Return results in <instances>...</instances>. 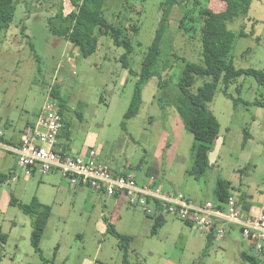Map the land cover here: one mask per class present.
I'll return each mask as SVG.
<instances>
[{
	"label": "rangeland",
	"instance_id": "obj_1",
	"mask_svg": "<svg viewBox=\"0 0 264 264\" xmlns=\"http://www.w3.org/2000/svg\"><path fill=\"white\" fill-rule=\"evenodd\" d=\"M165 1L105 2L104 17L110 24L138 28L132 41L130 69H126L122 61L126 50L115 46L110 37L96 32L98 50L83 58L69 42L50 32L48 20L60 3L66 13L73 10L68 0H16L14 21L9 31L0 36V129L21 137L26 126L37 122L48 101L57 103L51 97L56 87L67 102L65 120L71 146L74 143L78 148H90L88 142L96 136L99 143L94 145L95 151L100 153L104 148L102 157L111 161L112 169L117 163L130 161L135 173L142 177L152 173L195 204L215 202L216 183L222 179L232 183L238 198L247 197L251 207L261 209L264 107L255 103L264 101V85L254 77L238 78L230 85L227 96L221 81L213 102L208 104L221 129L210 153V168L201 180L190 175L193 135L186 131L174 109L161 110L154 99L160 92L158 77L145 86L139 114L125 120L137 83L130 70L141 69L162 21ZM179 1L181 5L175 6L168 17L159 69L161 81L172 88L179 83L188 63H202L201 9H226L220 0ZM228 29L235 36L229 54L235 68L264 72V0L253 1L248 16L228 23ZM31 44L40 64L31 52ZM207 82L211 79L198 77L191 92L196 93ZM176 117L179 124L173 122ZM67 141L65 137L61 139L63 143ZM11 171L16 172L17 185L8 180L0 182V233L8 236L5 244L0 240V264H45L43 258L49 264H124V253L119 240L109 232L107 219L117 233L133 238L131 264H250L242 259V253L256 256L238 229L224 239L216 238L206 253L207 234L173 216H166L157 235H152L153 220L129 205L122 204L120 218L112 222L113 201L106 196L87 188L77 190L59 173H36L28 178L14 155L0 150V175ZM13 198L22 204L37 198L51 207L40 246L43 258L31 243V218L10 205ZM260 264H264L263 259Z\"/></svg>",
	"mask_w": 264,
	"mask_h": 264
},
{
	"label": "trees",
	"instance_id": "obj_2",
	"mask_svg": "<svg viewBox=\"0 0 264 264\" xmlns=\"http://www.w3.org/2000/svg\"><path fill=\"white\" fill-rule=\"evenodd\" d=\"M68 1L73 7V10L66 13L63 3H60L56 14L48 20L50 32L54 36L69 42L83 58H88L97 52L99 40L98 36L95 34L96 32L101 36L110 37L115 46L123 47L126 50V54L122 57L123 67L130 69L129 57L134 52L132 41L134 35L138 31L137 26L132 25L130 28L115 27L110 24L104 17V5L107 0ZM220 1L226 4V9L222 12H214L211 8L201 9V18L203 20L201 28L202 63H188L175 88L161 81L162 75L159 69L162 56V43L168 28V17L171 15L175 6L181 5L179 0L165 1L164 5L166 8L163 11L162 21L142 61L141 69L137 72L132 69L130 70V72L136 76L137 83L130 107L125 114V120H130L139 114L143 105V91L145 86L151 79L158 77L160 92L154 96L156 103H158L161 110H167L168 108L174 109L175 113H177L182 120L186 131L194 137V143L191 148L192 169L190 175L196 180H201L210 168L209 155L214 149L220 134V123L208 108V104L214 100L219 83L222 81L224 84V94L226 96L230 85L241 76L254 77L260 84L264 85V72L253 69H237L229 59L235 36L228 29V23L238 18L247 17L251 5L255 0ZM16 10V0H0V36L9 31L14 21ZM183 24V21H181V28ZM25 31L26 28H23V34ZM241 35L245 36L244 33ZM31 52L37 63L40 64V57L32 44ZM198 77L210 78L211 82L205 83L202 87L198 88L196 93H192L191 88L195 85ZM51 97L52 100L58 103H56L58 105L57 108L63 119L64 128L61 132L62 134L68 131V124L65 120L67 102L61 98L56 87L53 88ZM255 105L264 107V101L257 102ZM123 128L126 129L125 123L123 124ZM247 136L250 137V134ZM247 136L245 137V141H247ZM0 143L7 145V141L1 136ZM20 145L21 143L14 146L19 147ZM64 153L68 154L67 152ZM12 175V172L5 175L1 174L0 182L7 181L12 178ZM215 196L216 201L214 203L223 206L233 197L232 183L218 179L215 188ZM10 205L18 207L24 215L31 218L33 227L31 243L35 252L40 254L43 258L40 246L52 214L51 207L42 204L37 198H33L30 204H22L16 198H13L10 201ZM238 205H240L243 213H249L250 205L246 202L244 196L238 198ZM147 217L154 222L152 235H157L158 231L166 223V216L159 215ZM106 222L108 223L109 232L119 240V248L124 253V264H131L129 261V252L133 238L117 233L108 219ZM7 238V235L0 233V240L4 244L7 242ZM207 238L208 244L206 253L216 239L215 231L208 234ZM242 259L250 264H260L261 261L258 257L252 256L247 252L242 253ZM43 260L45 264H49L44 258Z\"/></svg>",
	"mask_w": 264,
	"mask_h": 264
},
{
	"label": "built area",
	"instance_id": "obj_3",
	"mask_svg": "<svg viewBox=\"0 0 264 264\" xmlns=\"http://www.w3.org/2000/svg\"><path fill=\"white\" fill-rule=\"evenodd\" d=\"M63 128L57 105L48 101L21 145L12 147L0 143V150L16 156L17 165L28 178L36 173H59L75 188L86 187L123 199L146 216H173L201 234L215 231L216 238L220 239L235 227L257 257H264V214L245 216L236 197H231L223 206L211 201L195 204L181 192L165 191L162 185H139L133 176L115 175L98 163L96 151L75 157L58 149Z\"/></svg>",
	"mask_w": 264,
	"mask_h": 264
},
{
	"label": "crops",
	"instance_id": "obj_4",
	"mask_svg": "<svg viewBox=\"0 0 264 264\" xmlns=\"http://www.w3.org/2000/svg\"><path fill=\"white\" fill-rule=\"evenodd\" d=\"M175 124H179L180 121L179 119L176 117L173 121ZM35 124H30L28 126H26L25 131L22 132V136L20 137L19 134L17 133H13L10 135H7L6 132L2 129H0V136L4 137L5 141H7V145L9 146H14L16 144H20L21 141L23 140V137L25 136V134L28 132V130L34 126ZM65 137L68 141L67 143H63L61 142V139ZM9 143V144H8ZM91 147L88 148L87 146L83 147V148H78L75 146L74 143H72V146L69 144V138H68V132L65 131L61 134L59 141H58V149H61L64 152H67L68 154H71L72 156L78 157V156H88L90 151H95L96 147L94 145L98 144V137L94 136L91 137L89 142H88ZM101 145V144H100ZM94 149V150H92ZM102 151H104V148H102ZM102 151H100V153H97V161L100 165L107 167L113 174L115 175H124V176H133L135 178V180L138 182L139 185H146V184H155V185H162L164 190L167 192H177L176 189H174L173 185L171 183L167 184L164 181H162L161 179H159L157 176L155 177V175H153L152 173H146L144 175V177H142V175L140 173H135L134 171V166L131 164L130 161H127L126 164L123 163H117L114 167V169H112L111 167V161L108 158L102 157L103 153ZM15 157V161L17 164V160H16V156ZM210 157V155H209ZM210 159V158H209ZM157 160L159 161V158H157ZM130 162V163H129ZM13 173L12 178L8 179L9 182H14L17 185L16 179H17V175L15 171H11ZM54 174V173H52ZM139 176L141 177V179H139ZM28 180V179H27ZM49 181H51L52 179H48ZM142 180V181H140ZM30 181V180H28ZM27 182V181H26ZM86 187H79L78 189H83ZM88 189V188H87ZM96 192V191H95ZM99 195L102 196H106L108 200L113 201V207H114V212L113 215L111 216V221L113 222V220H117L120 217L118 215H120V207H124V205H128L127 202L123 199L120 198H116V197H108L107 195L100 193V192H96ZM233 197H236L238 200V195L232 191ZM246 202L249 204V199L247 197H245ZM44 204V203H42ZM122 204H124L122 206ZM45 205V204H44ZM119 209V210H118ZM250 211L249 213H244L245 216H252V217H258L261 214H264V207H262L261 209H259L258 207H249ZM103 215L105 216L104 218H106V214L103 212ZM107 219V218H106ZM234 229H237L235 227H231L230 229H228V235L234 231ZM227 235V236H228ZM257 257V255H256ZM261 261L262 259L264 260V257H258Z\"/></svg>",
	"mask_w": 264,
	"mask_h": 264
}]
</instances>
